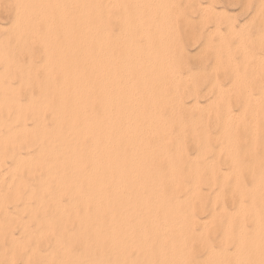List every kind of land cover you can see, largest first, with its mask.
Listing matches in <instances>:
<instances>
[{"label": "bare ground", "instance_id": "obj_1", "mask_svg": "<svg viewBox=\"0 0 264 264\" xmlns=\"http://www.w3.org/2000/svg\"><path fill=\"white\" fill-rule=\"evenodd\" d=\"M30 1L33 2V0H30ZM85 1H87V0H85ZM95 1L99 2V0H95ZM104 1L106 4L107 1L106 0H104ZM110 1H112V0H110ZM113 1L115 2V0H113ZM208 1H210V0H208ZM55 2H56V0H55ZM114 2H112L113 4H111V2L110 3L108 2L110 4V7H115ZM134 2H136V1H134ZM168 2H169V0H168ZM173 2H175V0H173ZM183 2H185V1H183ZM189 2H190V0H189ZM65 3H66L65 5H67L66 1H65ZM69 3H70V1H69ZM78 3H79V1H78ZM85 3L88 4V2H85ZM124 3H125V0H124ZM137 3H138V1H137ZM139 3H140V1H139ZM141 3H140V5L139 4L138 5L141 6ZM164 3L166 4V2H164ZM260 3H262V2L260 1ZM45 4H47V3H44V6H45ZM59 4H61V3H59ZM71 4H73V3L71 2ZM109 4H108V6H109ZM131 4H133L132 1H131ZM47 5H50V3ZM80 5H81V3H80ZM161 5H163V4H161ZM56 6H57V3H56ZM56 6H54V7L56 8ZM133 6H131V7H133ZM61 7H64V6H61ZM80 7H82V6H80ZM80 7H78V8H80ZM200 7L202 10V6H200ZM68 8H69V4H68ZM89 8H87V9H89ZM122 8H125V7H122ZM126 8H127V6H126ZM129 8H130V6H129ZM203 8L206 11L208 9L206 7H203ZM261 8H263V7H261ZM44 9H42V10H44ZM82 9H83V7H82ZM137 9H136V12H137ZM139 9H140V7H139ZM147 9H148V7H147ZM157 9H158V7H157ZM160 9H161V7H160ZM173 9L175 11V8H173ZM84 10H85V8H84ZM94 10L92 12H94ZM110 10H111V8H110ZM152 10H153V7H152ZM29 11H31V10H29ZM96 11H97V9H96ZM115 12L117 14V11H115ZM129 12H131V11H129ZM142 12H144V11H142ZM157 12H158V10H157ZM186 12H187V10H186ZM23 13H24V11H23ZM75 13H77V12H75ZM153 13H151V14H153ZM173 13L174 12H172L171 14H173ZM43 14H45V12ZM140 14L142 15V13H139L137 16H139ZM143 14H145V13H143ZM147 14H149V13H147ZM167 14L165 12L164 15H167ZM177 14H178V12H177ZM64 15H65V13H64ZM94 15H96V14H94ZM98 15H100V14H98ZM133 15H134V13H133ZM160 15H161V13H160ZM254 15H255V13H254ZM50 16H51V14H50ZM163 16H162V18L164 19L165 17H163ZM66 17H68V16H66ZM71 17H72V15H71ZM75 17H77L76 14H75ZM75 17H73V18L75 19ZM30 18H31V14H30ZM32 18H34V17H32ZM38 18H39V16H38ZM118 18H119V16H118ZM140 18H138V20L134 21L137 26L139 23H141ZM146 18L147 17H145V19ZM159 18H161V16ZM21 19H18V17H17V19H14L11 26H15V27L17 26L15 31H17L20 35H23V34H26L28 29H29V31L31 30V28L33 27L31 25L33 23L31 22L32 24H30V23H28L30 21L26 22V21H24L23 18H21ZM43 19H45V18H43ZM111 19H113V18H111ZM128 19H130V18H128ZM155 19H154V21H155ZM165 19H167V18H165ZM203 19H204V17H203ZM46 20H47V18H46ZM57 20H58V17H57ZM70 20L72 21V19H70ZM80 20L82 21V19H80ZM99 20H101V19H99ZM99 20L97 21L98 23L101 22ZM146 20L149 21L150 17H149V19H146ZM50 21L51 20L46 21L44 31L46 29V31L49 32L50 29L52 28L53 22H50ZM58 22H59V20H58ZM73 22H75V21L73 20ZM84 22H85V19H84ZM89 22H87L86 24H83V25H85V29H86V27L88 29H90L91 24ZM210 22H212V21H210ZM34 23H36V22H34ZM122 24H123V22H122ZM159 24H160V22H159ZM98 25L101 26L100 23ZM71 26H73V25H71ZM124 26H126V25H124ZM102 27H104V25ZM1 28H2V26H1ZM17 28H18V30H17ZM78 28H81V27H78ZM82 28H84V27H82ZM127 28H128L127 31H129V27H127ZM99 29L102 30V28H100V27H99ZM33 30H34V28H33ZM81 30H79L78 33ZM114 30L115 29H113V31ZM116 30H118V28ZM171 30H173V29H171ZM140 31H142V29ZM88 32H89V30H87V33ZM123 32H124V30H123ZM69 33H71V32H69ZM82 33H83V30H82ZM105 33H107V32L105 31ZM140 33H138V34H140ZM211 33H209V35ZM88 34H90V32ZM88 34H86L85 36H82L84 39L82 38L83 42L80 44L81 49H78L72 55L69 54L68 51H65V50H64L65 51L64 53L62 51L55 50V47H56L55 43L52 44L51 42H46V43L42 44V46H43L42 52H43V56H44L43 61L45 63V72L43 71L44 72L43 76H44V79H46V81H47L41 89V93L43 94V96H42V98L40 97L39 99L35 100L34 102L32 101L33 103L31 104V108H28L29 113L26 111V109H25L26 107L23 108L18 103H15V112L12 115V122L11 123L12 124L14 123L16 125V127L19 124L21 126L20 129L22 130V129H24V127H23L24 124L22 122L23 121V115L26 112L28 115V118L27 117L26 118L30 119L29 122H31V126H30L31 130H37L35 132H33V131L27 132L26 131L25 135H23L24 134L23 133L18 138V142L22 143L25 137L29 138V140L26 142H30V145H29L30 148L29 149L33 150L32 151L33 152V158L31 159V162H32V164H31L32 168L31 169L34 168L33 166H35V168L40 167L39 168L41 170L40 172H42V175L38 180V182H39L38 186L40 189L39 192H42V194H40V195H42L40 202L44 203V210H46V214L44 217V215H43L44 212H43V214H42L44 217V218H42L43 221H40L41 218L39 221L42 222V223H40V225L43 224L45 229H46V230L44 229L45 230L44 233L45 232L50 233L56 229V236H54V242H52V243H54L53 245L55 247H53L54 249H52V250H55V252L58 253V259L55 260L54 263L57 261V264H192V262H195L194 258L196 257V256L193 257V254H195V253H193V247H194L195 243L201 245L205 242L204 241L205 238L201 237L200 235H195V233H193L195 231L194 225L197 224V219L194 216L195 215L194 214V211H195L194 206L195 205L193 203V200H194V198H196L198 196V194L200 192L199 187H198V184L200 181L199 174H198L199 166L195 167L197 164L196 163L195 166L193 167L194 169L190 168V170L188 171V175L191 178L190 182H189L190 185H185L186 183L184 184L183 181L181 183V181L179 180V178H180L179 177V170H178L179 166H177V165L180 163L181 157L183 155V152H184V151L182 152L183 148L181 147L180 144H178L174 147V150L172 153L170 152V148L169 149L166 148V144H167L166 142L168 141V132H166V131H168L167 125H166L165 119L162 118L163 116L160 115V113H158L157 110L159 108L163 107L164 105H170V114L169 115L171 117L174 114V112H176L180 107H182V105L179 102L178 96H176V98H175V96H173L174 102L170 101L172 99H170V100L168 99L169 94H167L166 90H167V86H169V84L166 85L167 83L165 84L164 82H160L159 80H157V81H159L160 83L156 81V79H158V75H160V72L162 71L161 70L162 66H164V63L162 61L163 60L162 55L157 53V52H154V51L153 52H151V51L150 52H141V40L143 41L144 38L147 39L146 37L141 39V35L140 36L139 35L133 36V34L132 35H129V34L125 35L124 34L122 36L119 35L114 39V38H111L108 36H103V38H100V37L98 38L96 36L97 37L96 38L94 35V36L90 37V35H88ZM98 35H99V33H98ZM216 35H218V34H216ZM16 36H17V33H16ZM77 36H79V35H77ZM137 36L139 37V39ZM47 37H48V35H47ZM36 38L37 37H35V39ZM149 38H151V36ZM173 38H172V40H173ZM226 38H227V36H226ZM31 39L33 41L32 37L28 38L29 41ZM168 40H169V38H168ZM228 40L230 42V39H228ZM29 41H27V42L30 43ZM34 41L36 42V40H34ZM37 41H39V40H37ZM76 41H78V40H76ZM156 42H157V39H156ZM161 42H162V40H161ZM166 42H162V43H166ZM246 42H248V41H246ZM159 43H160V41H159ZM146 44L147 43H145V46H146ZM170 44H172V42ZM38 45L40 46V44H38ZM148 45H151V44L149 43V44H147V46ZM167 45H168V43H167ZM225 45H226V43H225ZM89 46H93V48L94 47H96V48L89 49V48H87ZM153 47L154 46H152V48ZM169 47H170V45H169ZM205 47H207V46L205 45ZM240 47L241 46H239V50L242 49ZM165 48L166 47H164V49ZM178 49H176V50H178ZM39 50H40V47H39ZM155 50H157V49H155ZM202 50H204V49H202ZM73 51H74V49H73ZM226 51H227V49H226ZM161 52H162V49H161ZM239 52H241V51H239ZM27 54H29V53H27ZM38 55L39 54H37V56ZM254 56H255V54H254ZM260 58H262V57H260ZM37 60L39 61V59H37ZM214 60H215V58H214ZM241 60L239 61V63L241 62ZM33 61H35V59H33ZM244 62H245V60H244ZM260 62H261V59H260ZM213 63H214L213 64L214 66H212V67H216L215 66L216 62L214 61ZM217 63H218V61H217ZM224 63H225V61H224ZM231 63L233 64V62H231ZM246 65L248 66V64H246ZM230 66H232V65H230ZM254 66L256 67L257 65H253V67ZM226 67H227V65H226ZM220 68H222V67H220ZM212 69H215V68H212ZM218 69H219V67H218ZM251 69H252V67H251ZM167 70H168V68H167ZM182 70L184 71V69H180L179 71L182 72ZM216 70H217V67H216ZM175 71H176V68H175ZM185 71H187V70H185ZM211 71H213V70H211ZM218 71H220V70H218ZM252 71H255L254 68L252 69ZM248 72H249V70H248ZM56 74H58L60 76V79H59L60 83L58 82L59 85L57 87L54 86L53 83L51 82V79ZM214 75H215V73H214ZM256 76H258V75H255V77ZM232 77H234V76H232ZM174 78H175V76H174ZM32 80H33V78H32ZM181 80H182V78H181ZM228 80H230V79H227V81ZM234 80H236V78ZM184 81L186 83V80H184ZM258 81H259V79H258ZM190 82H191V80H190ZM242 82H244V81H242ZM178 84L179 83H177V85ZM260 84L261 83H259L258 85H260ZM229 85H230V83H229ZM242 85H240V86L242 87ZM13 86H15V85H13ZM11 87H12V85H11ZM27 87H29V86H27ZM180 87H182V86H180ZM190 87H192V86H190ZM193 87H195V86H193ZM18 88H19V86H18ZM226 88H228V85ZM258 88H260V86H258ZM174 89H175V87H174ZM254 89H255V87L252 89L251 93H254L253 92ZM52 90H55L54 92L57 95L56 99L50 98L48 96V93H50ZM234 90H237V89L234 88ZM176 91L177 90H173V93L177 94ZM228 91H229V89H228ZM241 91H240V93H241ZM180 92H182V91H180ZM245 92H246V90H245ZM258 92L259 91H257V92L255 91V93H258ZM213 93H214V91H213ZM249 93H250V91H249ZM16 94L18 95V93H16ZM226 94L227 93H225V96H226ZM186 95H187V93H186ZM186 95H184V96H186ZM252 96H254V97H252ZM252 96H251L252 98H255L254 101L258 98L257 95L256 96L252 95ZM16 97L17 96H15V98ZM251 97H249V98L252 100ZM187 99H188V97H187ZM211 99H212V97H211ZM215 99H217V97ZM239 99H240V97H239ZM218 100H220V98H218ZM232 100H233V97H232ZM234 100H235V98H234ZM243 100H244V98H243ZM182 101H183V97H182ZM236 102H237V104H239L238 101H236ZM239 102H240V100H239ZM28 103H30V102H28ZM214 103H215V101H214ZM226 103H227V101H226ZM13 104H14V102H13ZM13 104H12V106H13ZM194 104L196 105V103H194ZM255 104H256V102L254 103V105ZM259 104H258V107H259ZM190 105H192V104H190ZM210 105H211V103H210ZM218 105H219V103H218ZM187 106H189V105L187 104ZM199 106H201V105H199ZM211 107L213 108V106H211ZM225 107H227V106H225ZM237 107H239V106H237ZM255 107L256 106H254V108ZM260 107H261V105H260ZM11 108L13 109L14 106ZM228 108L226 110H228ZM255 109H257V108H255ZM184 110H186V109H184ZM189 110H190V108H189ZM193 110H194V108H193ZM203 110H204V108H203ZM241 110H243V109H241ZM2 111L4 112L3 109H2ZM201 111H202V109H201ZM209 111L210 110L208 109V113H209ZM220 111H222V110L220 109ZM223 112L226 113L225 116L223 115L225 117L224 121L228 122V118L230 119V116L232 113L227 118L228 112H226V111H223ZM234 112H236V111H234ZM240 112L241 111H238V113H240ZM5 113H6V111L3 114H5ZM162 113H164V112H162ZM195 114H196V112H195ZM203 114H205V113H203ZM217 114H219V113L217 112ZM234 114H237V112ZM238 115H240V114H238ZM257 115H259V114H257ZM243 116H245V115H243ZM234 117H235V115H234ZM258 117L259 116H257V118ZM214 118L216 120V115ZM217 118H219V117H217ZM204 119H205V117H204ZM232 119H233V117H232ZM245 119H246V117L244 118V120ZM217 120H219V119H217ZM4 121H6V120H4ZM224 121H222V122H224ZM235 121H236V119H235ZM205 122H206V120H205ZM233 122H234V120H233ZM169 123H170V121H169ZM25 124H26V122H25ZM246 124H248V123H246ZM3 125H4V123L0 121V127H2ZM6 125H7V123H6ZM209 125L210 124H208V126ZM224 125H225V123H224ZM248 125L251 126V124H248ZM212 126H213V124H212ZM252 127H254L253 124H252ZM2 128H1V130H2ZM196 128H198V127H196ZM6 129H8V128H6ZM175 129H176V126H175ZM247 129H248V127H247ZM224 130H226V128ZM14 132H15V130H14ZM221 132H224V131H221ZM209 133H207V135ZM244 133H245V131H244ZM16 134H18V133H16ZM219 136H220V134H219ZM261 136H263V135L261 134ZM230 137H231V135H230ZM194 138H196V137H194ZM223 138H225V136ZM197 139H199V138H197ZM4 140L5 139L3 138V141ZM200 141H202V140H200ZM220 142H221V140H220ZM223 142H224V140H223ZM198 143H200V142H198ZM206 143L204 141L203 145L200 148H198V152H197V156H196L197 158L204 157L203 154L208 150V146L206 145ZM4 144H5V142H4ZM200 144H202V143H200ZM213 145H215V144L213 143ZM29 146H25V147H29ZM168 146H169V144H168ZM196 146H197V144H196ZM239 146H240V144H239ZM15 147L16 146L14 145L13 148H15ZM22 147H23V144L21 145L20 148H22ZM220 147L222 148V146H220ZM8 148H10V146ZM221 148H220V150H218L219 152L221 151ZM236 148H237V146H236ZM233 149H234V147H233ZM16 150H17V148H16ZM20 150L23 151L24 149L23 150L20 149ZM193 151L196 152V150H193ZM187 152H189V150ZM21 154L23 155V153H21ZM228 155H229V156H227V157H229L228 162L230 164L229 165L230 166L229 171L231 173H234V179H235V177L237 175H239V173H240L241 164L238 161L235 154L233 155L232 153H229ZM216 157H219V154L217 156L214 155V158H216ZM12 159H13L12 163L16 169L20 165H22V166L24 165V164L20 163L21 156L18 152L13 156ZM198 160H200V159H198ZM0 162H1V159H0ZM202 162H204V159L202 160ZM215 165H217V164H215ZM219 165H221V164H218L217 166H219ZM2 168H5V167H2ZM249 168H251V167H249ZM214 169H216V168H214ZM254 169H256V171H257V168H254ZM19 170H20V167H19ZM206 171H208V170H206ZM242 171H243V169H242ZM213 172L217 173L216 170H214ZM213 172H209V177H212L214 175ZM25 173H26V171H25ZM218 173H219L218 176H220V171ZM245 173H246V168H245ZM248 173H250V172H248ZM259 173H261V172H259ZM235 174H237V175L235 176ZM254 174H256V173H254ZM221 175H222V173H221ZM24 176H25V174H24ZM29 176H30V174H29ZM243 176H244V174H243ZM254 177H253V181L251 180L252 185H253V189L251 187L252 191L250 193L246 192V189L244 188V185L242 184L241 180L239 181L238 179H235V182L233 181L234 182L233 185L235 187L234 193L236 194L234 196V198L236 197L238 200L237 210H238V213L241 214L240 216L249 215V212H248L249 210L254 211L253 215L250 214L251 218L253 219V226L252 227L255 230V234H256L255 236H257V239L261 240L260 243H262V244L259 243L260 246H258L259 247L258 250L264 251V241H263V238H264V222L262 221V218L264 217V179H260L259 177H256V178H254ZM35 178H37V177L35 176ZM244 178H245V176H244ZM8 179H10V178H8ZM30 179L33 180L34 177H33V179L32 178H30ZM0 180H1V178H0ZM15 182H17V181H15ZM27 183H28V181H27ZM8 184H9V182H8ZM8 184H7V186H8ZM14 185H15V183H14ZM17 185L18 184H16V186ZM248 185H249V183H248ZM186 186H188V187H186ZM231 187H232V185H231ZM218 188H219L218 189L219 192H221V190H223L222 185H220V187H218ZM36 189H37V187H36ZM23 190H24V188H23ZM231 190H232V188H231ZM13 191L17 192L16 190H12V192ZM248 191H249V189H248ZM25 192L23 191L22 193L24 194ZM30 192H31V189H30ZM178 192H182L181 197H180V195H177ZM37 194H39V193H37ZM13 195L11 196L12 198H13ZM31 196H32V194L30 195V197ZM35 196L36 195H34L32 197H35ZM210 196H212V195H210ZM214 196L216 197V195H214ZM18 198H20V197L17 196V199ZM39 198H40V196H39ZM26 199H28V198H26ZM229 199H230V197H229ZM31 200H29L28 202H30ZM207 200H209V199H207ZM217 200H218V197H217ZM214 201L212 203H214ZM15 202H16V200H15ZM15 202H14V205H15ZM28 202H26V203H28ZM26 203L24 202L22 204L23 207L22 206L21 207L23 210H27V209L29 210V212H28V214L30 215L29 219H31V223H33L37 220V219L35 220L36 217L33 216V215H35V210L38 211L37 208H39L41 205H40L38 199L36 200V206L34 209H32ZM33 203L35 204V202H33ZM209 203H210V201H209ZM209 203H207V204H209ZM225 203H226V201H225ZM10 204H12L11 201H10ZM207 204H205V205H207ZM25 205H27L28 207ZM212 205H211V207H212ZM215 205H217V204H215ZM247 206H249L248 209H246ZM214 207H216V206H214ZM13 209L14 208L12 207V209H10V211H13ZM41 209H39V210H41ZM210 209H208V211ZM220 211L222 213H224V208L222 206L220 208ZM11 214H12V212H11ZM19 215L23 217L24 214L21 215V213H20ZM214 215H215V211L212 210L211 218L214 217ZM219 215H220V213L218 214V216ZM223 215H225V214H223ZM36 216L39 217V215H36ZM7 217H8V214H7ZM3 218L4 217H2V220H3ZM225 218H226V216H225ZM10 219L14 220L12 218H10ZM32 219H34V221ZM198 219H199V217H198ZM218 219H220V218H218ZM18 220H19V218H18ZM239 220L240 219H238V221ZM245 220H247V218ZM39 221H37V223ZM222 221H223V218H222ZM18 222H21V221H18ZM219 222L220 221H218V224H219ZM232 222L235 224L234 221H232ZM15 223L16 222H14V224ZM16 224H17L16 226H20V225H18V223H16ZM25 224H24V226L27 225V224L26 225ZM206 224H207V222H206ZM250 224H252V223H250ZM9 225H7V226H9ZM12 225H13V223H12ZM238 225H240V224H238ZM13 226H10V228H12ZM248 226H249V224H248ZM245 227L243 225H240L236 230V235H232V233L230 232L228 227H225L223 230V233H222L220 245L217 244V245H219L221 253L226 252L225 251L226 250L225 245L227 246L229 243L233 244V246H234L233 250H234V254H235V257L233 258L234 262H232L233 264H251V263H249L246 255L244 254L245 250H246L245 244L248 241V238L245 234V231H246ZM17 228L15 227L14 229H17ZM21 228H20V230H21ZM26 228H29V227H26ZM199 228H200V226H199ZM208 228H209V226H208ZM0 229H3V228L0 227ZM8 229H9V227H8ZM30 229H32V228H30ZM33 229H34V227H33ZM213 229H214V227H213ZM4 231H5V229H4ZM6 232L8 234V231H5V233ZM30 232H31V230H30ZM32 232H33V230H32ZM246 232L248 233V231H246ZM0 233H1V231H0ZM36 233H37V231H36ZM251 233H252V231H251ZM2 235H4V234H2ZM45 235H47V233ZM14 236H15V234H14ZM35 236H37V235H35ZM38 236L39 237L36 238L37 240H38V238H41L40 232H39ZM215 236H217V235H214V239H215ZM19 237L21 238V236H19ZM45 237L43 236L44 239H46ZM8 238L11 239L10 237H8ZM22 239L23 238H21V240ZM27 239L25 238V240H27ZM29 239H30V242H32L31 238H29ZM51 239H53V238H51ZM207 239H209V237ZM11 240H13V239H11ZM34 240H35V238H34ZM47 240H48V238H47ZM196 240H198V242ZM253 241H256V240H253ZM8 242H9V240H8ZM10 242L12 243L13 241H10ZM39 242H40L39 244H41V240ZM20 243H18V245ZM25 243H24V245H25ZM48 244H50V243H48ZM204 244H206V243H204ZM27 245L30 246V243ZM34 245H36V244H34ZM206 246H207V248H206L205 259L206 260L210 259V264H224V262H225L224 257L225 256L224 257L221 256V257H217V258L214 257L215 253H217L216 251H214V248L216 246L214 248L210 245H206ZM9 247H12V246L10 245ZM23 248H25V247L23 246ZM26 248H27L26 249V251H27L28 246H26ZM47 248H45V249H47ZM16 249H18V248H16ZM201 249L203 250L204 248H201ZM34 250H35V248H34ZM34 250H31V252H30V250H28L30 252V255L33 256ZM36 250H37V247H36ZM12 251L13 250H11V252ZM17 251H16V253H19V251H21V249H19L18 252ZM24 251H22V252L24 253ZM201 252H203V251H201ZM16 253H15V255L14 254L13 255L17 256ZM228 253H229V250H228L227 254ZM248 253H250V252H248ZM256 253L257 252H255V254ZM7 254H9V251ZM234 254H232V255H234ZM258 254H260V251ZM41 255L42 254H40V256ZM48 255H50V253ZM51 255H52V252H51ZM195 255H197V254H195ZM250 255L251 254H249L248 256H250ZM20 256H22V255H20ZM37 256H38V254L36 255V257ZM262 256H264V255H262ZM262 256H260V258ZM7 257L8 256H6V258ZM27 257H30V256H27ZM252 257L254 258V261L252 260L253 261L252 264H262L263 263V261L259 257H257V255H256V257H254V256H252ZM6 258H5V260H6ZM10 258H11V255H10ZM24 258L25 257H22L23 261H24ZM30 258L32 259V257H30ZM30 258H28V259H30ZM46 258L44 259V261L47 260ZM15 259H13V260H15ZM18 259H20V258H18ZM40 259H41V257H40ZM8 260H6V261H8ZM200 260H203V259H200ZM231 260H232V258H231ZM23 261H22V263H23ZM25 261H27V260L25 259ZM35 261H37L36 258H35ZM40 261H42V260H40ZM227 261H228V259H227ZM230 261H228V262H230ZM47 262H49V261L47 260ZM11 263H12V260H11ZM15 263H16V261H15ZM27 263L29 264V261L26 262V264ZM42 263H44V262H42ZM196 263H197V261H196ZM203 263L205 264L204 260L202 261V264ZM45 264H48V263L45 262ZM50 264H52L51 261H50ZM208 264H209V262H208Z\"/></svg>", "mask_w": 264, "mask_h": 264}, {"label": "rangeland", "instance_id": "obj_2", "mask_svg": "<svg viewBox=\"0 0 264 264\" xmlns=\"http://www.w3.org/2000/svg\"><path fill=\"white\" fill-rule=\"evenodd\" d=\"M65 1L67 2V5H65L66 4ZM69 1H70V3H69ZM78 1H79V3H78ZM103 1L104 0H99V2H97L95 0L94 1L93 0H90V1L89 0H87V1H85V0H61V1L60 0H56V2H55V0H48V1L47 0H38V1L37 0H33V2H32L30 0H0V62H1L0 63V89H1L0 90V112H1L0 113V121L4 123V125L2 126L3 128L0 127V141H1L0 142L1 143L0 144L1 145L0 146V159H1V162H0V173H1L0 174V178H1V180H0V185H1L0 188L1 189L0 190L2 191V192L0 191V196H1L0 197V203L3 205L2 206L0 204V211H1L0 212V227L3 228V229H0V231H1V233H0V264H12V263L13 264H24V263L26 264V262H28V261H29V264H41L42 262H44L42 264H45V262L48 263V264H50V261H51L52 264H57V261L55 263H54V261L58 259V253H56L55 250H52V249H54L53 247H55L53 245L54 243H52V242H54V236H56V229L53 230L52 232H50L51 234L48 233V232H45L44 233V231L46 229H45V227H44L43 224L40 225V223H42L40 221H43L42 218H44L45 217V214H46V210H44V203H41L40 202V199H41V196H42L40 194H42V192H39L40 189H39V186H38V184H39L38 180L41 177L42 172H40L41 171L39 169L40 167H38V168L36 167L35 168V166H33L34 168L31 169L32 168L31 167V164H32L31 159L33 158V152H32L33 150L29 149L30 148V146H29L30 145V142H26V141L29 140V138L28 137L27 138L25 137L22 143L18 142V138L23 133H24L23 135H25L26 134V131L27 132H31V131L35 132L37 130H31V127H30L31 126V122H29L30 119H27L28 118V115H27L26 112L23 115V121H22L23 124H24V126H23L24 129L21 130L20 129L21 126L19 124L16 127V125L14 123L12 124L11 122H12V115L15 112V103H18L23 108L26 107L25 109L29 113L28 108H31V104L35 100L39 99L40 97L42 98V96H43V94L41 93V89H42L43 85L47 81H46V79H44V76H43L44 75V72H45V63L43 61L44 56H43V52H42V48H43L42 44H44L46 42H51L52 44L55 43L56 44L55 50L62 51L63 53L65 51H68V53L72 55L78 49H81V45L80 44L83 42V39H84L82 36H85L89 32H90V34H88V35H90V37L91 36H94V35H95V37L97 36L98 38L99 37L100 38H103V36H108V37H111V38H114V39L117 36H119V35L122 36L124 34L125 35H128V34L129 35H132L133 34V36H136V35H139L140 36L141 35V39H143L144 37L147 38V39L144 38L143 41L141 40V52H150V51L153 52L154 51V52H157V53H159V54L162 55V59H163L162 61H163L165 67L162 66V68H161L162 71L160 72V75H158V79H156V81L159 80L160 82H164L165 84L167 83L166 85L169 84V86H167V90H166L167 91V94H169L168 99L169 100L172 99V100H170L172 102L174 100L173 99V96H175V98H176V96H178L179 102L182 105V107H180L178 109L179 111L177 110L176 112H174V114L171 117L169 115L170 114V105H164L163 107H161L162 109L159 108L160 110L159 109L157 110V112L160 113V115L163 116L162 118L165 119L166 125H167V130L168 131H166V132H168V141L166 142L167 143L166 144V148L167 149L170 148V152L171 153L173 152L174 147L176 145H178V144H180L181 147L183 148L182 152L184 151L183 152V155L184 156L182 155L181 160H180V163L177 165V166H179V169H178L179 170V177H180L179 180L181 181V183L183 181L184 184L186 183L185 185H190L189 182H190V179L191 178L188 175V171L190 170V168L194 169L193 167L195 166L196 163L197 164H196L195 167H198L199 166L198 174H199L200 181H199L198 187H199V191L200 192H199L198 196L196 198H194V200H193V203L195 205L194 206L195 207V211H194V214L195 215L194 216L197 219V224L194 225V230L195 231L193 233H195V235H200L201 237L205 238V240H204L205 242L204 243H206V244L203 243V244L199 245V244H196L195 243V245H194L195 248L193 247V253H195L197 255L193 254V257L196 256L197 258L196 257L194 258V261L195 262H192V264H202V261L203 260H204L205 264H208V262L210 264V259H207V260L205 259V256H206V248H207L206 245H210L213 248L216 246L214 248V251L217 252V253H215V256H214L215 258L221 257V256L222 257L225 256L224 257V259H225L224 264H229V263L230 264H233L232 263V262H234L233 261V258L235 257L234 250H233V248H234L233 244L232 243H229L227 246L225 245V247H226V250H225L226 252L225 253L226 254H227V252L229 250V253L227 255L225 253H221L220 252L219 245H220L222 233H223V230H224L225 227H228V229L230 230V232L232 233V235H236V230H237V228L240 225H243L244 227L246 226L245 229H246V231H248V233L245 231V234H246V236L248 238V241L245 244L246 250H245V253L244 254L248 258L249 263L252 264L253 261H254V258L252 256L256 257V255H257V257L260 258V256L264 255V251L258 250L259 249L258 246H260V244H262V243H260L261 240L257 239V236H255L256 235L255 234V230L252 227L253 226V219L251 218V215L250 214L253 215V212L254 211L253 210H249L248 211L249 212V215L240 216L241 214L238 213V210H237V208H238V200H237L236 197L234 198V196L236 194L234 193L235 192V190H234L235 187H234L233 184L235 182V179H238L239 181L241 180L242 184L244 185V188L246 189V192L247 193H250L252 191V189H253V185H252L253 177L255 176L254 178L259 177L260 179H264V173H263L264 172V117H263L264 116V2H263L264 0H210V1H208V0H190V2H189V0H181V1L180 0H175V2H173V0H169V2H168V0H162L163 2L161 0H155V1L154 0H129V1L128 0H125V3H124V0H119V1L118 0H115V2L113 0L112 1L106 0L107 1L106 4H105V1L104 2ZM131 1H132L133 4H131ZM134 1H136V2H134ZM137 1H138V3H137ZM139 1H140V3L142 2L141 3V6L143 5L142 7L139 6L140 5ZM183 1H185V2H183ZM260 1L262 3H260ZM43 2L44 3H47V4L50 3V5L45 4V6H44V3ZM71 2L73 4H71ZM76 2L79 5L81 3L80 6H82L83 9ZM85 2H88V4L85 3ZM108 2L109 3L111 2V4H113L112 2H114L115 3L114 4L115 7H110V4ZM164 2H166V4ZM56 3H57V6H56ZM59 3H61V4H59ZM68 4H69V8H68ZM108 4H109V6H108ZM161 4H163V5H161ZM54 6H56V8ZM61 6H64V7H61ZM77 6L80 7V8H78ZM126 6H127V8H126ZM129 6H130V8H129ZM131 6H133V7H131ZM200 6H202V10H201V7ZM109 7L111 8V10H110ZM122 7H125V8H122ZM139 7H140V9H139ZM147 7H148V9H147ZM152 7H153V10H152ZM157 7H158V9H157ZM160 7H161V9H160ZM203 7L208 8L207 11ZM261 7H263V8H261ZM84 8H85V10H84ZM87 8H89V9H87ZM173 8H175V11H174ZM42 9H44V10H42ZM96 9H97V11H96ZM136 9H137V12H136ZM29 10H31V11H29ZM93 10H94V12H92ZM157 10H158V12H157ZM186 10H187V12H186ZM23 11H24V13H23ZM115 11H117V14H116ZM129 11H131L132 13L129 12ZM142 11H144V12H142ZM44 12H45V14H43ZM75 12H77V13H75ZM165 12H166V14L168 12L169 13L167 15H164ZM172 12H174V13L171 14ZM177 12H178V14H177ZM29 13L31 14V18H30V14ZM64 13H65V15H64ZM133 13H134V15H133ZM139 13H142V15L140 14L139 16H137ZM143 13H145L146 15L143 14ZM147 13H149V14H147ZM151 13H153V14H151ZM160 13H161V15H160ZM254 13H255V15H254ZM50 14H51V16H50ZM75 14H76L77 17H75ZM94 14H96V15H94ZM98 14H100V15H98ZM71 15H72V17H71ZM38 16H39L40 19L38 18ZM66 16H68V17H66ZM118 16H119V18H118ZM160 16H161V18H159ZM162 16L165 17V18H167V19H165V18L163 19ZM17 17H18V19L23 18L24 21H26V22L30 21V22H28L30 24L33 23L31 25L33 27L31 28L30 31L28 29L27 32H26V34L20 35L17 31H15L17 26L16 27L15 26H11L12 23H13V21H14V19H17ZM32 17H34V18H32ZM57 17H58L59 22L57 20ZM73 17H75V19ZM145 17H147L146 19H149V17H150V20L149 21L146 20ZM203 17H204V19H203ZM43 18H45V19H43ZM46 18H47V20H46ZM79 18L82 19V21ZM111 18H113V19H111ZM128 18H130V19H128ZM132 18L133 19L135 18V19L133 20ZM138 18H140L141 23H139L138 26H137L134 21L135 20H138ZM48 19L51 20L50 22H53L52 23V28L49 31L50 33L48 31H46V29L44 31L45 23H46V21H49ZM70 19H72V21ZM84 19H85V22H84ZM99 19H101V20H99ZM154 19H155V21H154ZM73 20L75 22H73ZM98 20L101 21V22H99L101 26L98 25L99 24L97 22ZM210 21H212V22H210ZM34 22H36V23H34ZM87 22H89L91 24L90 29H88L87 27L85 29V25H83V24H86ZM122 22H123V24H122ZM159 22H160V24H159ZM71 25H73V26H71ZM97 25L100 28H102V30H100ZM103 25H104V27H102ZM124 25H126V26H124ZM1 26H2V28H1ZM78 27H81V28H78ZM82 27H84V28H82ZM127 27H129V31H127L128 30ZM33 28H34V30H33ZM117 28H118V30H116ZM81 29L83 30V33H82V30ZM113 29H115V30L113 31ZM141 29H142L143 32L140 31ZM171 29H173V30H171ZM17 30H18V28H17ZM79 30H81L79 32L80 34L78 33ZM87 30H89L88 33H87ZM123 30H124V32H123ZM105 31L107 33H105ZM69 32H71V33H69ZM16 33H17V36L18 37L16 36ZM98 33H99V35H98ZM138 33H140V34H138ZM209 33H211V34L209 35ZM216 34H218V35H216ZM47 35H48V37H47ZM77 35H79V36H77ZM155 35L156 36L158 35V36L156 37ZM150 36H151V38H149ZM226 36H227V38H226ZM31 37L33 38V41H32V39L30 41L28 40V38H31ZM35 37H37V38L35 39ZM168 38H169V40H168ZM172 38H173V40H172ZM138 39H139V37H138ZM156 39H157V42H156ZM228 39H230V42H229ZM34 40H36V42ZM37 40H39V41H37ZM76 40H78V41H76ZM158 40L160 41V43H159ZM161 40H162V42H166V41L167 42L166 43H162ZM27 41H29L30 43H28ZM246 41H248L249 43L246 42ZM171 42H172V44H170ZM145 43H147V44L150 43L151 45H148L147 46V44H146V46H145ZM167 43H168V45H167ZM225 43H226V45H225ZM38 44H40V46ZM169 45H170V47H169ZM205 45L207 47H205ZM152 46H154L155 48L154 47L152 48ZM239 46H241L240 48H242V49L239 50ZM39 47H40V50H39ZM164 47H166V48L164 49ZM87 48L92 49L93 46H89ZM94 48H96V47H94ZM73 49H74V51H73ZM155 49H157V50H155ZM161 49H162V52H161ZM176 49H178V50H176ZM202 49H204V50H202ZM226 49H227V51H226ZM239 51H241V52H239ZM26 52L29 53V54H27ZM37 54H39V55L37 56ZM254 54H255V56H254ZM257 54L260 57H262V58H260ZM36 58L39 59V61ZM214 58H215V60H214ZM33 59H35V61H33ZM260 59H261V62H260ZM240 60H241L242 63L241 62L239 63ZM244 60H245V62H244ZM214 61L216 62L215 63V66L217 67V70H216V67H212V66H214L213 65L214 64L213 63ZM217 61H218V63H217ZM224 61H225V63H224ZM231 62H233V64ZM246 64H248V66ZM226 65H227V67H226ZM230 65H232V66H230ZM253 65H257L256 66L257 68L255 66L253 67ZM218 67H219V69H218ZM220 67H222V68H220ZM251 67H252V69L254 68L255 71H252ZM167 68H168V70H167ZM175 68H176V71H175ZM212 68H215V69H212ZM229 68L230 69L232 68V69L230 70ZM180 69H184V71L182 70V72H181V71H179ZM185 70H187V71H185ZM211 70H213V71H211ZM218 70H220V71H218ZM248 70H249V72H248ZM214 73H215V75H214ZM173 75L175 76V78H174ZM255 75H258L259 77L258 76L255 77ZM55 76L51 79V82L53 83L54 86L57 87L59 85V83H60V80H59L60 79V76L58 74H56ZM232 76H234V77H232ZM180 77L182 78V80H181ZM32 78H33V80H32ZM235 78H236V80H234ZM227 79H230V80L227 81ZM258 79H259V81H258ZM184 80H186V83H185ZM190 80H191V82H190ZM159 81H157V82H159ZM242 81H244V82H242ZM177 83H179V84L177 85ZM229 83H230V85H229ZM259 83H261V84L258 85ZM11 85H12V87H11ZM13 85H15L16 87L13 86ZM227 85H228V88H226ZM240 85H242V87ZM18 86H19V88H18ZM27 86H29V87H27ZM180 86H182V87H180ZM190 86H192V87H190ZM193 86H195V87H193ZM253 86L255 87V89L253 90L254 93H251L252 92V89L254 88ZM258 86H260V88H258ZM174 87H175V89H174ZM234 88L237 89V90H234ZM172 89L173 90H177L176 91L177 94H174ZM228 89H229V91H228ZM245 90H246V92H245ZM54 91L55 90H52L50 93H48V96L50 98L56 99L57 98V95H56V93ZM180 91H182V92H180ZM213 91H214V93H213ZM240 91H241V93H240ZM249 91H250V93H249ZM255 91L256 92L259 91V92L258 93H255ZM15 92L18 93V95ZM186 93H187V95H186ZM225 93H227L226 96H225ZM184 95H186V96H184ZM252 95H255V96L257 95L258 98L254 101L255 98H252V97H254ZM15 96H17V97L15 98ZM238 96L240 97V99H239ZM182 97H183V101H182ZM187 97H188V99H187ZM211 97H212V99H211ZM216 97H217V99H215ZM232 97H233V100H232ZM249 97H251L252 100ZM218 98H220V100H218ZM234 98H235V100H234ZM243 98H244V100H243ZM213 100L215 101V103H214ZM239 100H240V102L242 104L239 102ZM226 101H227V103H226ZM236 101H238V103L240 105L237 104ZM13 102H14V104H13ZM28 102H30V103H28ZM209 102L211 103V105H210ZM253 102L254 103L256 102V104L254 105ZM194 103H196V105ZM218 103H219V105H218ZM12 104L14 106V108H13L14 110L11 108V107H13ZM187 104L190 107L187 106ZM190 104H192V105H190ZM258 104H259V107H258ZM199 105H201V106H199ZM260 105H261V107H260ZM211 106H213V108ZM225 106H227V107H225ZM237 106H239V107H237ZM254 106H256L255 108H257V109H255ZM1 108L4 110V112L6 111L5 114H3L4 112L2 111ZM189 108H190V110H189ZM193 108H194V110H193ZM203 108H204V110H203ZM227 108H228V110H226ZM184 109H186V110H184ZM201 109H202V111H201ZM208 109L210 110L209 113H208ZM220 109L222 111H220ZM241 109H243V110H241ZM223 111L228 112L227 118L232 113L231 116H230V119L228 118V122H225L224 121L225 120L224 119L225 118L224 116L226 115V113L223 112ZM234 111H236L237 114H234V113H236ZM238 111H241V112L238 113ZM162 112H164V113H162ZM195 112H196V114H195ZM217 112L219 114H217ZM203 113H205V114H203ZM238 114H240V115H238ZM257 114H259V115H257ZM215 115H216V120L214 118ZM234 115H235V117H234ZM243 115H245V116H243ZM257 116H259V117L257 118ZM204 117H205V119H204ZM217 117H219V118H217ZM232 117H233V119H232ZM243 117L244 118L246 117V119L244 120ZM217 119H219V120H217ZM235 119H236V121H235ZM4 120H6V121H4ZM205 120H206V122H205ZM233 120H234V122H233ZM169 121H170V123H169ZM222 121H224V122H222ZM25 122H26V124H25ZM6 123H7V125H6ZM224 123H225V125H224ZM246 123L251 124V126L248 125V124H246ZM208 124H210V125L208 126ZM212 124H213V126H212ZM252 124L254 125V127H252ZM175 126H176V129H175ZM196 127H198V128H196ZM247 127H248V129H247ZM1 128H2V130H1ZM6 128H8V129H6ZM223 128L224 129L226 128V130H224ZM14 130H15V132H14ZM221 131H224V132H221ZM244 131H245V133H244ZM16 133H18V134H16ZM207 133H209V134L207 135ZM219 134H220V136H219ZM261 134L263 136H261ZM230 135H231V137H230ZM224 136H225V138H223ZM194 137H196V138H194ZM3 138L5 139L4 141H3ZM197 138H199L202 141H200ZM220 140H221V142H220ZM223 140H224V142H223ZM204 141H205V143L207 142L206 145L208 146V150L203 154L204 157L197 158L196 156H197L198 148H200L203 145V142ZM4 142H5V144H4ZM198 142H200L202 144H200ZM213 143L216 146L213 145ZM22 144H23V147L20 148ZM168 144H169V146H168ZM196 144H197V146L198 145L199 146L197 147ZM239 144H240V146H239ZM8 145L10 146V148H8L9 147ZM14 145L16 146L15 148H13ZM25 146H29V147H25ZM220 146H222V148ZM236 146H237V148H236ZM233 147H234V149H233ZM16 148H17V150H16ZM220 148H221V151L219 152L218 150H220ZM20 149H22V150L24 149L23 150L24 152L21 151ZM188 150H189V152H187ZM193 150H196V152L193 151ZM15 152L16 153L18 152L20 154L21 161L23 159L25 160V161L23 160L22 162L20 161L21 164H24L23 166L22 165L19 166L20 167V170H19V167L16 169L14 167L13 163H12V160H13L12 158L16 154ZM21 153H23V155ZM229 153H232L233 155L235 154L236 157H237V159H238V161L241 164L240 173H239V175L235 174V176L237 175L235 177V179H234V173H231L229 171L230 170L229 169V167H230L229 165L230 164L228 162L229 161V157H227V156H229L228 155ZM218 154H219V157L214 158V155L217 156ZM198 159H200V160H198ZM203 159H204V162H202ZM2 164L3 165L5 164V165L3 166ZM215 164H217V165L218 164H221V165L217 166ZM2 167H5V168H2ZM249 167H251V168H249ZM214 168H216V169H214ZM245 168H246V173H245ZM254 168H257V171ZM242 169H243V171H242ZM206 170H208V171H206ZM212 170L213 171L216 170L217 173H214ZM25 171H26V173H25ZM219 171H220V176H218L219 175V173H218ZM209 172H213L214 175L212 177H209ZM248 172H250V173H248ZM259 172H261V173H259ZM221 173H222V175H221ZM242 173L244 174L245 178H244V176H243ZM254 173H256V174H254ZM24 174H25V176H24ZM29 174H30V176H29ZM34 175L37 178H35ZM33 177H34V179H33ZM8 178H10V179H8ZM30 178H32L33 180H31ZM15 181H17V182H15ZM27 181H28V183H27ZM8 182H9V184H8ZM14 183H15V185H14ZM248 183H249V185H248ZM7 184H8V186H7ZM16 184H18V185L16 186ZM34 185L37 187V189H36V187ZM220 185L223 186V190H221V192L218 191V189H219L218 187H220ZM231 185H232V187H231ZM186 187H188V186H186ZM251 187H252V189H251ZM23 188H24V190H23ZM231 188H232V190H231ZM11 189L12 190H16L17 192H15V191L12 192ZM30 189H31V192L32 193L30 192ZM248 189H249V191H248ZM32 190L33 191L35 190V191L33 192ZM21 191L22 192L23 191L24 192L26 191V192L23 194ZM37 193H39V194H37ZM181 193L182 192H178L177 195H180V197H181L182 196ZM11 194L12 195L14 194L13 195V198L11 197L12 196ZM31 194H32V196H34V195H36V196L35 197H32V196L30 197ZM210 195H212V196H210ZM214 195H216V197ZM17 196L20 197V198L17 199ZM39 196H40V198H39ZM25 197L28 198V199H26ZM217 197H218V200H217ZM229 197H230V199H229ZM36 198L38 199V201H39V203H40L41 206L39 208H37L38 211L35 210V215H33V216L36 217L35 220L36 219L37 220L35 222H33L34 219H32L33 220L32 221L33 223H31V219H29V216L30 215L28 214L29 210L27 208L26 209L28 211L27 210H23L22 209V207H23L22 204L24 202L26 203V202H28L29 200L32 199L30 202H28L26 204L28 206H30L32 209H34L35 206H36V200H37ZM207 199H209V200H207ZM15 200H16L17 203L15 202ZM10 201L12 202V204H10ZM209 201H210V203H209ZM213 201H214V203H212ZM225 201H226V203H225ZM14 202H15V205H14ZM33 202H35V204ZM206 202L209 203V204H207ZM205 204H207L208 206L205 205ZM215 204H217V205H215ZM27 205H25V206H27ZM211 205H212V207H211ZM214 206H216L217 208L214 207ZM221 206L224 208V213H222L220 211ZM12 207L14 209H13V211H10V209H12ZM248 207L249 206H247L246 209H248ZM39 209H41V210H39ZM208 209H210V210L208 211ZM212 210L215 211V215H214V217L211 218ZM11 212H12V214H11ZM43 212H44V214H43ZM20 213H21V215L24 214L23 217L19 215ZM219 213H220V215L218 216ZM7 214H8V217H7ZM42 214L44 215V217H43ZM223 214H225V215H223ZM36 215H39V217L36 216ZM1 216L4 217L3 220H2V217ZM225 216H226V218H225ZM198 217H199V219H198ZM221 217L223 218V221H222V218ZM10 218H12L14 220H11ZM18 218H19V220H18ZM40 218H41V220H40ZM218 218H220V219H218ZM246 218H247V220H245ZM238 219H240V220L238 221ZM18 221H21V222H18ZM37 221H39V222L37 223ZM218 221H220L219 222L220 225L218 224ZM232 221H234L235 224ZM262 221L264 222V217L262 218ZM14 222L18 223V225H20V226H16L17 224L16 223L14 224ZM206 222H207L208 225L206 224ZM12 223H13V225L16 228L17 227L18 228L17 229H14L15 227L12 225ZM247 223L249 224V226H248ZM250 223H252V224H250ZM24 224L26 226H24ZM238 224H240V225H238ZM7 225H9V226H7ZM10 226H13V227L10 228ZM199 226H200V228H199ZM208 226H209V228H208ZM8 227H9V229H8ZM26 227H29V228H26ZM33 227H34V229H33ZM213 227H214V229H213ZM20 228H21V230H20ZM30 228H32V229H30ZM4 229H5V231H8V234H7V232L5 233ZM30 230H31V232H30ZM32 230H33V232H32ZM36 231H37L38 234L40 232V236H41V238H38V240L36 238L39 237V236L36 233ZM251 231H252V233H251ZM46 233H47V235H45ZM2 234H4V235H2ZM14 234H15V236H14ZM35 235H37V236H35ZM42 235L44 237L46 236L45 237L46 239H44ZM214 235H217V236H215V239H214ZM19 236H21V238H23V239L21 240V238ZM8 237H10L13 240L9 239ZM33 237L35 238L36 241L34 240ZM208 237H209V239H207ZM25 238L26 239L28 238V239L25 240ZM29 238H31V241L32 242H30V239ZM47 238H48V240H47ZM51 238H53V239H51ZM8 240H9V242L10 241H13V242L12 243L10 242L11 243L10 244L8 242ZM40 240H41V244L42 245L39 244L40 243L39 242ZM253 240H256V241H253ZM196 241L198 242V240H196ZM263 241H264V238H263ZM18 243H20V244L18 245ZM24 243H25V245H24ZM29 243H30V246L27 245ZM48 243H50V244H48ZM34 244H36V245H34ZM217 244H219V245H217ZM10 245L12 247H9ZM23 246L25 248H23ZM26 246H28V250H30V252H31V250H34V248H35L33 256L30 255V252L28 250L26 251V249H27ZM15 247L18 248V249H16ZM36 247H37V250H36ZM45 248H47V249H45ZM201 248H204V249L202 250ZM19 249H21V251H19ZM11 250H13V251L11 252ZM17 250L19 251V253H16ZM8 251H9V254H7ZM22 251H24V253L25 252L26 253L24 254ZM50 251L52 252V255L53 256L51 255V252ZM201 251H203V252H201ZM259 251H260V254H258ZM248 252H250V253H248ZM255 252H257V253L255 254ZM15 253H16V255L18 257L17 256H14ZM47 253L48 254L50 253V255H48ZM19 254L22 255V256H20ZM37 254H38V256L36 257ZM40 254H42V255L44 254V255L43 256L42 255L40 256ZM232 254H234V255H232ZM247 254L248 255L251 254V255L248 256ZM10 255H11V258H10ZM6 256H8V257L6 258ZM27 256L32 257V259L30 257H27ZM22 257H25L24 258V261H23ZM40 257H41V259H40ZM44 257L45 258L47 257L46 259L49 262H47V260L44 261V259H45ZM5 258H6V260L9 259L10 261L9 260L6 261ZM18 258H20L21 260L18 259ZM28 258H30V259H28ZM35 258H36L37 261H35ZM226 258L228 259V261H230L231 258H232V260L230 262H228ZM13 259H15V260H13ZM25 259L27 261H25ZM200 259H203V260H200ZM260 259L263 261L262 264H264V256H262ZM11 260H12V263H11ZM40 260H42V261H40ZM15 261H16V263H15ZM22 261H23V263H22ZM196 261H197V263H196Z\"/></svg>", "mask_w": 264, "mask_h": 264}]
</instances>
